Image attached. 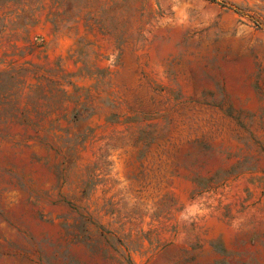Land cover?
Instances as JSON below:
<instances>
[{
	"label": "rangeland",
	"instance_id": "rangeland-1",
	"mask_svg": "<svg viewBox=\"0 0 264 264\" xmlns=\"http://www.w3.org/2000/svg\"><path fill=\"white\" fill-rule=\"evenodd\" d=\"M216 1L0 0V264H264V0Z\"/></svg>",
	"mask_w": 264,
	"mask_h": 264
},
{
	"label": "trees",
	"instance_id": "trees-1",
	"mask_svg": "<svg viewBox=\"0 0 264 264\" xmlns=\"http://www.w3.org/2000/svg\"><path fill=\"white\" fill-rule=\"evenodd\" d=\"M206 1H210V2H212V3L217 2L216 0H206ZM22 71L27 72V73L32 72V71H37V72L35 73L36 76H37L41 70H40V68H35L34 70L23 69ZM37 79H40V77H37ZM0 105H6V104L2 102ZM37 132H39V130H37ZM128 262H129V264H132L131 259H128Z\"/></svg>",
	"mask_w": 264,
	"mask_h": 264
}]
</instances>
